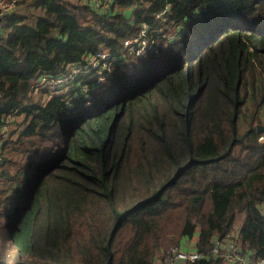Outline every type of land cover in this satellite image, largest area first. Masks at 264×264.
Here are the masks:
<instances>
[{"label":"trees","instance_id":"trees-1","mask_svg":"<svg viewBox=\"0 0 264 264\" xmlns=\"http://www.w3.org/2000/svg\"><path fill=\"white\" fill-rule=\"evenodd\" d=\"M28 2L0 23V264H154L171 212L187 264L264 259V140L238 130L264 86L237 88L264 81V0ZM101 47V79L59 81Z\"/></svg>","mask_w":264,"mask_h":264},{"label":"rangeland","instance_id":"rangeland-1","mask_svg":"<svg viewBox=\"0 0 264 264\" xmlns=\"http://www.w3.org/2000/svg\"><path fill=\"white\" fill-rule=\"evenodd\" d=\"M0 1H4V2H6L5 3V5H6V7H11L12 5V9H9L7 12V15H5L4 17H8V16H10V14L12 15H14L15 14V12L16 13H18L19 12V10H20V8H22V10H25V9H29V10H33V8L30 6V7H28L29 5H30V3L28 2V0H25V2H22L21 3V6L19 7V8H17V3H15V2H13V4L12 3H9V1H11V0H0ZM97 2V1H96ZM98 4H99V2H97ZM96 3V4H97ZM102 5V3H100V6ZM99 6V5H98ZM97 6V7H98ZM0 21H1V15H0ZM140 30H141V28H140ZM139 30V32H137V34L136 35H134V36H130V37H128L127 38V40H129V39H131L130 41H134V39L135 38H137L138 39V41L141 39V37L143 36V33L141 32ZM145 38V39H144ZM144 38L141 40V43H144V41H145V47H147V43H148V40H147V35L145 34V36H144ZM130 43V42H129ZM125 45V44H124ZM131 45V44H130ZM133 46V45H132ZM132 48V51L135 53V54H138L139 52L141 53L142 51H143V49L142 50H138V48L137 47H135V46H133V47H131ZM100 49H102V50H109L110 52H112L110 49H108L107 47H101ZM99 49V50H100ZM116 57H114V56H110V61H109V64H108V66L106 67V68H110V63H111V60H114ZM86 61H88V60H86ZM99 65H100V63H99ZM85 74H86V78H93L94 77V75H93V73L94 72H91V73H89V71H86V72H84ZM99 75V79H101V73H99L98 74ZM67 78H71L72 79V77H66V78H64L63 80H65V79H67ZM42 79H43V82H46V83H48L47 85L45 84V85H41L43 82L42 81H39V82H37L36 84L37 85H41V86H46V87H48L50 90H53L54 89V85H53V83H57L56 82V80H54L53 78H50V77H48L47 76V74H45L43 77H42ZM63 80H61V81H63ZM252 85H254V86H258V85H260V86H264V81H261V82H259L258 81V79L256 80V81H254L253 82V84H251V82H250V79H248V78H243V80H242V82L240 81L239 83H238V85H237V88H238V90H239V93L241 94V95H244L245 93L247 94V95H249V97H250V95H251V92H252ZM68 86V85H67ZM85 91H87V89H88V84H82V86H81ZM66 87H62V90L60 91V92H65L66 91V89H69V88H66ZM38 91V90H37ZM37 91H34L33 93H32V97H33V99H35V100H37L40 96H42V97H46L47 98V96L46 95H43V94H40L41 92H37ZM248 100V96H246V102H248L247 101ZM251 104V105H250ZM249 105H248V109L246 110V111H253L254 110V105H253V103H250ZM257 109H256V111H257V114H258V117H259V120H257V119H255L253 122H249V121H244V122H239L238 123V125H239V132L241 133V132H243L247 127H249V126H257L258 124H261V125H264V101H263V103H262V105H261V108L259 109V107H256ZM15 117H20V116H15ZM16 118V119H17ZM12 123H10L9 125H8V135H9V129L10 128H12V125H11ZM262 133L260 134V136L261 135H263L264 134V130H262L261 131ZM6 136L7 135H5L4 136V138H2V140L3 139H5L6 138ZM133 143L135 144V145H137V140H134L133 141ZM14 155V157H20L21 156V154H19V153H14L13 154ZM21 203L23 204L24 203V201L22 200L21 201ZM23 206H24V204H23ZM23 206H21V207H23ZM168 218H172L171 220H169V221H167V223H166V233L164 234V237L162 238V240H161V243H160V246H159V248L156 250V254H155V257H154V264H165V262H164V258H166L165 256L169 253V251H170V249L171 248H177V249H179V248H181V243H182V247H184V248H181V249H183L184 251H190V250H192V241L193 240H190L191 238H186V237H180L179 236V234H178V232L175 230L176 228H177V220L175 219V217H174V212H171L170 214H168L167 216H166V218H165V220L166 219H168ZM237 225H238V222H237ZM237 227V226H236ZM233 232L235 231V229H233L232 230ZM128 232V230L126 231V233ZM232 233V232H231ZM196 237V235H194L193 236V239ZM186 238V239H185ZM165 249V250H164ZM175 261L176 260H173V259H171V260H169V263L168 264H176L175 263ZM187 264V263H186Z\"/></svg>","mask_w":264,"mask_h":264},{"label":"built area","instance_id":"built-area-1","mask_svg":"<svg viewBox=\"0 0 264 264\" xmlns=\"http://www.w3.org/2000/svg\"><path fill=\"white\" fill-rule=\"evenodd\" d=\"M13 2L16 3L17 0L9 1V3H12V4H13ZM5 3L6 2H4V1H0V15H1L0 23L8 18L7 16L6 17H4V16L7 15V13H8L7 11L9 9L13 8L12 7L13 5L11 7H6ZM140 31L143 33V36L141 37V39L139 41H138L137 38H135L134 41H130L131 39L125 40L124 41L125 46L131 44V45L137 47L138 50L144 49L145 48V41H144V43H141V40L144 38L145 32H146L144 24L141 27ZM110 56H111V53L108 50L100 49V50H98V52L95 55L90 57L88 59V61H86L82 67H76V68L70 69L63 77H61L59 79V81L63 80L67 76L73 78L74 77L73 75L76 72H79L81 69H84L85 72L89 71V73L94 72L93 75L94 74H99V73H101L103 71L104 68H106L108 66L109 61H110ZM99 63H100V65H99ZM47 76H48V74H47ZM41 81L43 82V79H41ZM9 123H10V120L8 119V122L5 123L4 127L2 129H0V142L2 141V138H4V136L8 134V125H9ZM258 139L259 140H264V134L259 136ZM228 235H230V234H227L226 236H224V238H223L224 243L221 244L220 246H223V247L226 248L225 256L229 260H235V257H236L235 252H236L237 249H236V246L233 243V241L229 239ZM213 252L216 255H218L219 252H220V247L219 246H215L213 248ZM165 257H166V258H164L165 264H168L169 260H171V259L179 260L182 264H186V263H189V262L197 259L198 257H200V255H199V253L196 250L184 251L181 248H179V249L171 248L169 253ZM240 261H242L244 264H248V263L252 262V259L249 257V255H245V257L240 258ZM254 264H264V259L261 258L258 261H256Z\"/></svg>","mask_w":264,"mask_h":264},{"label":"crops","instance_id":"crops-1","mask_svg":"<svg viewBox=\"0 0 264 264\" xmlns=\"http://www.w3.org/2000/svg\"><path fill=\"white\" fill-rule=\"evenodd\" d=\"M185 239H186V238H185ZM190 240H193V241H192V250H196V249H195V245H194V243H195V241H196V237H195L194 239H193V237H191ZM182 243H183V242H182ZM182 243H181V248H184L185 246L182 247ZM176 264H182V263H181L179 260H177V261H176Z\"/></svg>","mask_w":264,"mask_h":264},{"label":"water","instance_id":"water-1","mask_svg":"<svg viewBox=\"0 0 264 264\" xmlns=\"http://www.w3.org/2000/svg\"><path fill=\"white\" fill-rule=\"evenodd\" d=\"M256 130H257L258 132H261L262 130H264V125L258 124V125L256 126Z\"/></svg>","mask_w":264,"mask_h":264}]
</instances>
